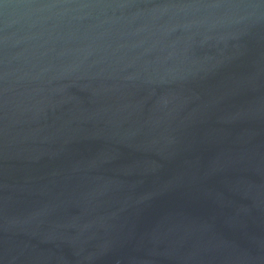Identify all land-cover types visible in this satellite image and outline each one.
I'll return each instance as SVG.
<instances>
[{"label":"water","instance_id":"95a60500","mask_svg":"<svg viewBox=\"0 0 264 264\" xmlns=\"http://www.w3.org/2000/svg\"><path fill=\"white\" fill-rule=\"evenodd\" d=\"M0 264H264V0H0Z\"/></svg>","mask_w":264,"mask_h":264}]
</instances>
